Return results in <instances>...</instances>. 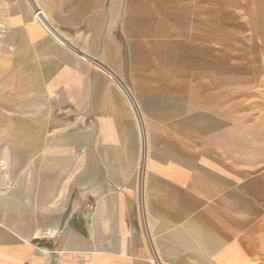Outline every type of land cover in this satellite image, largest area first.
I'll use <instances>...</instances> for the list:
<instances>
[{
	"label": "crops",
	"instance_id": "1",
	"mask_svg": "<svg viewBox=\"0 0 264 264\" xmlns=\"http://www.w3.org/2000/svg\"><path fill=\"white\" fill-rule=\"evenodd\" d=\"M0 3V264H264V0Z\"/></svg>",
	"mask_w": 264,
	"mask_h": 264
},
{
	"label": "built area",
	"instance_id": "2",
	"mask_svg": "<svg viewBox=\"0 0 264 264\" xmlns=\"http://www.w3.org/2000/svg\"><path fill=\"white\" fill-rule=\"evenodd\" d=\"M34 13H35V15H37L39 17L38 14H41V11H40V9H36ZM138 209H139V215H140V218H141L142 224H143L144 223V216H143V210H142L141 202L138 203ZM149 248H150V252H151V261H152V263L153 264H161L160 260L157 258V256L153 252V249L150 246V244H149Z\"/></svg>",
	"mask_w": 264,
	"mask_h": 264
},
{
	"label": "rangeland",
	"instance_id": "3",
	"mask_svg": "<svg viewBox=\"0 0 264 264\" xmlns=\"http://www.w3.org/2000/svg\"><path fill=\"white\" fill-rule=\"evenodd\" d=\"M4 3H6V2H3V5H4ZM0 5H1V3H0ZM0 12H1V6H0ZM32 16H34L33 12H32ZM33 18H34V17H33ZM3 28H4V27L0 25V32L2 31ZM45 30H46V29H45ZM47 33H48V32H47ZM227 52H228V51H227ZM127 100H128V104H129L130 107H131V110H133V113H134L133 106H132L131 103L129 102V98H128V97H127ZM134 116H135V114H134ZM136 122H137V120H136ZM138 203H139V201H136L137 217H138L139 222H142V221H141V218H140V215H139ZM140 224H141V223H140ZM148 243H149V242H148ZM150 262L152 263V261H151V257H150Z\"/></svg>",
	"mask_w": 264,
	"mask_h": 264
}]
</instances>
